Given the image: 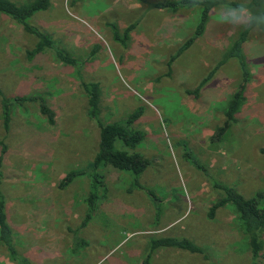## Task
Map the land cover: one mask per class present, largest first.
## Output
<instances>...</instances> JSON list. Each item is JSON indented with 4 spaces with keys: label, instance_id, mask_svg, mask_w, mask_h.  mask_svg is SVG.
Here are the masks:
<instances>
[{
    "label": "rangeland",
    "instance_id": "1",
    "mask_svg": "<svg viewBox=\"0 0 264 264\" xmlns=\"http://www.w3.org/2000/svg\"><path fill=\"white\" fill-rule=\"evenodd\" d=\"M213 1L205 32L171 64L193 36L200 6L173 11L138 0H80L75 5L56 0L30 22L79 58L78 66L57 61L53 49L34 65L26 51L37 36L0 13V88L10 96L43 92L57 119L50 125L38 104L27 103L15 107L7 134L0 107V182L25 264H145L150 239L159 236L187 237L207 252L162 247L148 264H254L234 206L220 209L213 220L207 212L225 195L216 182L246 197L264 191V17L252 22L244 5L252 0ZM110 23L122 33L134 25L126 45L114 39ZM247 28L244 53L252 73L247 99L227 137L212 144L242 77L237 58L219 63ZM82 80L100 82L106 123L144 108L134 126L146 138L129 151L151 160L140 179L157 196L130 190V172L104 167L108 196L86 225L90 177L83 174L66 188L60 185L71 169L86 170L98 150V127L87 114ZM36 134L52 139L36 145ZM258 262L264 264V250ZM0 264H19L1 242Z\"/></svg>",
    "mask_w": 264,
    "mask_h": 264
},
{
    "label": "trees",
    "instance_id": "2",
    "mask_svg": "<svg viewBox=\"0 0 264 264\" xmlns=\"http://www.w3.org/2000/svg\"><path fill=\"white\" fill-rule=\"evenodd\" d=\"M55 1L56 0H27L22 3H17L13 0H0V13L13 19L16 23L21 25L27 33L37 36L38 40L34 47L27 49L26 51L27 58L33 62L34 65L38 64L48 49H53L55 51V58L57 61L66 65L78 66L81 63L79 58L75 57L72 52L66 48L59 46L49 32L41 30L30 22V19L36 14L49 10ZM79 1L80 0H73V5L77 4ZM138 1L145 3L149 8L171 9L173 11L183 7H201L199 22L193 36L171 58L170 64L181 52L192 45L193 42L205 32L211 10L214 7L213 0ZM231 4L233 6L242 5L237 2H232ZM244 5L250 9L253 14L252 22L254 21L256 23L257 18L264 17V0H252V3L250 2L249 4ZM109 25L112 28L114 39L121 44L126 45L134 25L128 26L123 33L117 23H110ZM248 33V28L239 33L225 52L222 61L219 63V65H222L230 58H237L242 77L236 90L232 93L227 102L225 108V120L223 124L217 127L214 134L210 138L212 144L219 143L227 137V134L232 126L237 122V114L241 111L247 99V85L252 77V73L244 53V45L248 39ZM81 85L88 98L87 114L90 119L95 121L98 127V150L86 170L71 169L66 173L60 185L62 188H66L77 177L83 174H88L90 177V191L84 199L87 208L84 219V224L86 225L94 216L99 201L108 196V183L105 175L102 173V169L104 167L111 166L121 171L130 172L133 176V181L131 183V187L129 188L130 190H145L149 195H152L153 197L157 196L154 191L146 187L140 179L142 174L150 166L151 160L140 152L129 151L131 149H136L146 138L145 131L137 129L134 126V124L141 119L144 108L142 106L138 107L133 112L129 113L124 119L114 123H106L101 117L103 89L100 82L82 80ZM188 92L191 93L190 91ZM0 96L1 117L3 127L7 134L12 129L15 107L23 106L27 103L38 104L39 111L45 115L47 122L50 125H55L57 122L56 112L43 92H20L10 96L5 94L0 88ZM47 139H52L49 134H36L32 141L36 145H40ZM23 141L26 142V140ZM119 143L128 149H121L118 147ZM6 149V145L4 144V152ZM261 150L264 153V148ZM186 157L188 160L190 158L191 162L197 168L206 170L204 165L192 157L190 153H186ZM214 187L223 189L225 195L221 196L217 199V201L211 204L207 212V218L211 220L215 219L220 212V209L232 204L238 214L240 226L248 237L254 264H260L258 259L261 257L262 251L264 250V240L262 239V234L264 232V191H259L252 197H246L234 186L216 182ZM0 242L6 247V250L12 260L17 261L19 264H25L27 262V259L20 254L19 249L15 244V232L8 217L7 199L4 191L2 190L1 182ZM79 243L86 244L83 239H81ZM162 247H174L187 250L192 253L204 254L207 252V249H205L204 246L197 244L190 238L159 236L150 239L149 254L146 258L145 264H148L152 253L156 249Z\"/></svg>",
    "mask_w": 264,
    "mask_h": 264
}]
</instances>
